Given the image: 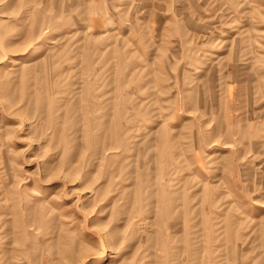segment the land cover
Instances as JSON below:
<instances>
[{
	"label": "rangeland",
	"instance_id": "obj_1",
	"mask_svg": "<svg viewBox=\"0 0 264 264\" xmlns=\"http://www.w3.org/2000/svg\"><path fill=\"white\" fill-rule=\"evenodd\" d=\"M0 264H264V0H0Z\"/></svg>",
	"mask_w": 264,
	"mask_h": 264
}]
</instances>
